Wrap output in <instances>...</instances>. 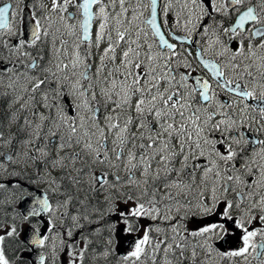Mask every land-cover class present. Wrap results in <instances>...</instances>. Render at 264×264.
<instances>
[{
	"label": "snow or ice",
	"instance_id": "6c2138e0",
	"mask_svg": "<svg viewBox=\"0 0 264 264\" xmlns=\"http://www.w3.org/2000/svg\"><path fill=\"white\" fill-rule=\"evenodd\" d=\"M182 4L170 24V3L161 20L157 0H52L63 28L52 35L55 63L33 57L31 75L11 55H30L21 50L47 38L51 23L33 17L30 39L5 44L10 55L0 64V84L7 76L16 96L0 119V190L29 204L16 215L30 227L18 230L15 217L0 223V264H85L92 234L106 235L105 258L123 240L124 264H210L213 254L264 264V55H257L264 50V0ZM10 13L4 3L5 35L16 34ZM209 31L220 59L204 60L208 48L178 49ZM65 36L74 38L71 53ZM193 52L213 83L196 77L189 84L181 69L192 67ZM35 183L49 187L30 190ZM49 192L66 197L56 202L65 209L59 231ZM98 194L103 200L93 204ZM73 199L76 214L68 211ZM44 214L47 221L32 223ZM7 238H14L15 258L2 246ZM232 239L235 248L219 247Z\"/></svg>",
	"mask_w": 264,
	"mask_h": 264
},
{
	"label": "flooded vegetation",
	"instance_id": "af4514ba",
	"mask_svg": "<svg viewBox=\"0 0 264 264\" xmlns=\"http://www.w3.org/2000/svg\"><path fill=\"white\" fill-rule=\"evenodd\" d=\"M44 1L45 0H2L0 3V6L4 3H9V5L13 8L12 10H15L16 6H20L22 8L27 7L30 14H31L32 20H33V17L38 18V16H39V12L36 10V5L38 4V2H44ZM166 3H170V5H171V9L169 11L167 18H168L169 23L172 24L175 22V20L177 18V13L181 12V9L183 6L182 0H157V7H158V10L160 11V14H161V17H160L161 20L163 19V9H164ZM253 3H256L257 5H259V0H253ZM245 6H247V5H245ZM69 10L72 11V9H69ZM257 10L259 11V7ZM37 12H38V14H37ZM11 18H12V21H15V19H16V18L12 17V15H11ZM17 22L18 23L22 22L20 16L18 17ZM205 23H210V21L206 20ZM221 23H224L225 25H227V21H221ZM181 24H183L182 15H181ZM167 31L168 30L165 29V32H167ZM175 31L177 32L178 35H185V33L183 32L182 29H175ZM94 34H95V29H93V38H94ZM191 40H192V43H189L188 40H185L182 44H180L178 42V49H187L188 51H193V49H196V50H200L203 52V50L205 48H208L207 53H205L203 55L204 58H206L208 60L220 59V58L216 57V52L219 50V46L213 45L212 47H209V42L214 40V37H213L211 31H209V33L207 35H204L203 33L194 34L191 37ZM256 43H259V41H256ZM246 50H247V42H245V51ZM21 51L22 52L26 51V52L30 53L31 58H32V62H33V57H36L35 56L36 53L33 50L24 47ZM8 53H9V51L6 53L7 57L9 58ZM260 53H262V55H264V50L260 51ZM9 55H10V53H9ZM12 56H11L12 63L16 64L21 72H27V73H30V75L34 73V70L26 67L28 64H30L29 62H27L28 56L20 55L19 59H17L16 55H14V59ZM229 56H230V54H228V56H226L224 58V62H227V59L229 58ZM8 58L4 59V58L0 57V64L8 63ZM238 59L243 60L244 58L239 57ZM189 60L192 64V67L189 69H181V71L190 74V79L188 81L189 84L194 83V80L196 77H203L204 79H208L210 83H213V78L211 77V73H209L207 69H204L203 66L201 64H199V62L195 59V52H193V56L189 57ZM36 73L37 72H35V74ZM218 96L222 101L229 99L228 96L224 92L219 91V90H218ZM11 98H12V95L9 93V91L6 95H5V93L0 94V119H2L4 116H6L8 114V112L10 111L9 105L11 103V100H10ZM26 98L27 97H25V99ZM12 107L15 108V107H19V106H17L15 104V105H12ZM249 135H252V134L249 133ZM260 138L264 139V134H261ZM30 165H31V162H30ZM40 170H41V175H42V164L40 165ZM28 171H29V173H33L34 169L30 166ZM28 187L30 190H37V189L44 190L45 188H48L47 186L41 185L39 183L29 184ZM68 187H70V186L65 184V188L67 189ZM3 193L7 197L9 195V198L12 202H16V200L18 199V196H19V194H17V197H15L16 198V200H15L13 194L11 195L12 192L10 191L9 188L4 189ZM71 194L73 195V197L76 196V191L74 188H72ZM47 195H49V197H50V203L53 206V210L56 208L57 200L62 201L63 199L66 198L64 196H60L59 194H53L51 192L47 193ZM81 198H82V194H81ZM71 204L79 206L75 199H73ZM3 206L5 207V204H3ZM59 209L62 212L65 211L64 208H59ZM59 217H60V215L56 216V217L53 216V219H54V222L56 225H58L61 221L59 219ZM48 218H49L48 214H45L40 218H31V219H32V223H37L38 221H47ZM20 223H22L21 219H20ZM26 224H27V226L25 228L30 227V225L28 223H26ZM232 244L235 245L234 242L230 241L228 245H232ZM39 251H41V249ZM249 261H250V264L258 263V260L252 259V257H249ZM241 263L243 264V261Z\"/></svg>",
	"mask_w": 264,
	"mask_h": 264
},
{
	"label": "rangeland",
	"instance_id": "374dc122",
	"mask_svg": "<svg viewBox=\"0 0 264 264\" xmlns=\"http://www.w3.org/2000/svg\"><path fill=\"white\" fill-rule=\"evenodd\" d=\"M1 1L2 0H0V3H1ZM259 3H260V0H259ZM51 4H52V0H45L44 2H38V4L36 5V7L37 6L40 7V10L37 9V11L41 13L38 16V18L40 19L41 23L45 27H47L49 25V23H51V27H50V30H49V36L47 38L42 37L41 42H38L37 45H35V46H32V47L26 46V48L32 49L36 53L35 56H38L40 54L44 55V63H45L46 66H51L52 64L55 63V60L52 57V52H53V39H52V35L54 33L57 36L59 35V33H57V28H60L61 30H63L61 21L59 19V15H60L59 12H56V13H51L50 12ZM18 9L19 8H17L16 10H18ZM38 12H37V14H38ZM48 15H51V22H49L48 20H45L44 19V17L45 16H48ZM15 18L17 20V15H15ZM16 25H17V22L15 24V27L13 28V31L16 34L15 35H8V39L1 40V42H0V46L1 47L4 48L6 43L9 44V45H11L14 41L19 42L20 40H22L21 28L19 29V26L18 25L16 26ZM65 39L68 40V44L66 45V47L68 48L69 53H71L73 44L75 42L74 41V38L73 37L65 36ZM55 46L57 48L60 47V44H59L58 40H57ZM103 47H104V45L101 46V51L103 50ZM6 49L10 53V49L9 48H6ZM93 52L94 53L96 52V49L95 48H93ZM9 53H8V56H9ZM257 55L260 56L259 54H257ZM0 57L1 58L6 57V55L3 54V52L1 50H0ZM12 57L14 59V55ZM98 58H99V56H98V53H97L96 54L97 62H98ZM27 61L28 62L31 61V55H28ZM248 62L250 63V61H248ZM36 74H40V73L37 72ZM253 74L254 75H259V73H257L256 71ZM8 83H9V79L7 78V76H4L3 77V83L0 84V94H2V93H8V91H9V93L12 95V98L10 99L12 101V100L15 99L16 92H14L12 89L7 88ZM24 83H25V79L22 76L21 77V80H20V84L17 86V89L23 88ZM37 99H39V93H37ZM16 105L19 106V104H16ZM28 114L30 115V110H29V113ZM6 134H7V132H6ZM0 150H4V149H0ZM42 175H45L44 165L43 164H42ZM53 175H59L58 171H53ZM47 178L48 177H46V179ZM44 185L47 186V187H49L46 184H44ZM0 191H1V195H0V207L3 206V204H5V206L8 207V205H10L12 203V201L10 200L9 195L7 197L4 194L5 192L3 193L2 190H0ZM11 195H12V193H11ZM96 197H98L99 200H101V201L103 200V195H101V194H98ZM14 199L16 200L15 197H14ZM54 217H56V216H54ZM0 220H1V218H0ZM8 224H11V223L9 222ZM19 225L21 227V230H23L27 226V224L25 222H22ZM192 226H194V225H192ZM257 226H259L258 225V221L257 222H254V224H253V227H257ZM0 234H3V231L2 230H0ZM101 240L102 239H97L96 240V245L95 246L100 245L99 247L96 248L98 251L93 249L95 246H93L92 248L89 247V250H88V252L86 253V256H85V264H113V263H111V261H114L117 264H124V262L120 259V257H121V255L126 254L127 251L129 250L128 249V246L124 243V241L121 240L119 244H117V245L114 246L115 250L110 255L112 256L114 253H116V256H114L113 259H111V261L108 262L107 259H108V257L110 255L107 256L106 258L102 255V253L105 250V246H103L100 243ZM106 240H107V237L105 239V243H106ZM230 241L234 242L235 245H233V244L232 245L223 244V245H219V247H221L222 250H224V251H227L229 248H235L237 246V242L235 241V239H232ZM57 243H58V239H57ZM92 243H93V241H92ZM223 261H221L219 258H217L215 256V254H213V259L210 262V264H220Z\"/></svg>",
	"mask_w": 264,
	"mask_h": 264
},
{
	"label": "water",
	"instance_id": "95a60500",
	"mask_svg": "<svg viewBox=\"0 0 264 264\" xmlns=\"http://www.w3.org/2000/svg\"><path fill=\"white\" fill-rule=\"evenodd\" d=\"M32 26L33 25H32V22L30 21V17L27 16L26 13H24V33H25V39H30V33H31ZM28 207H29V204L27 202H24V203L19 202V210L20 211L23 210V209H27ZM35 253L38 254L37 252H35ZM32 258L35 260L36 259V256L33 255ZM37 264H38V261H37Z\"/></svg>",
	"mask_w": 264,
	"mask_h": 264
},
{
	"label": "trees",
	"instance_id": "16d2710c",
	"mask_svg": "<svg viewBox=\"0 0 264 264\" xmlns=\"http://www.w3.org/2000/svg\"><path fill=\"white\" fill-rule=\"evenodd\" d=\"M8 239V238H7ZM18 239V238H17ZM8 241H10V242H5V244H6V247H8V250H9V252L11 253V256L12 257H14L17 253H15L14 254V252H13V249H14V247H15V244H14V238H9L8 239Z\"/></svg>",
	"mask_w": 264,
	"mask_h": 264
},
{
	"label": "bare ground",
	"instance_id": "6f19581e",
	"mask_svg": "<svg viewBox=\"0 0 264 264\" xmlns=\"http://www.w3.org/2000/svg\"><path fill=\"white\" fill-rule=\"evenodd\" d=\"M4 116V115H3Z\"/></svg>",
	"mask_w": 264,
	"mask_h": 264
}]
</instances>
